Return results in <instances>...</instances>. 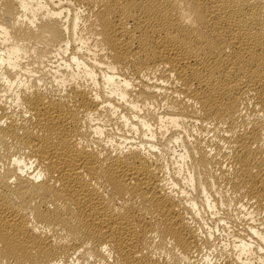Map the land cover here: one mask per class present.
<instances>
[{
    "label": "bare ground",
    "instance_id": "1",
    "mask_svg": "<svg viewBox=\"0 0 264 264\" xmlns=\"http://www.w3.org/2000/svg\"><path fill=\"white\" fill-rule=\"evenodd\" d=\"M0 264H264V0H0Z\"/></svg>",
    "mask_w": 264,
    "mask_h": 264
},
{
    "label": "rangeland",
    "instance_id": "2",
    "mask_svg": "<svg viewBox=\"0 0 264 264\" xmlns=\"http://www.w3.org/2000/svg\"><path fill=\"white\" fill-rule=\"evenodd\" d=\"M192 125H189L188 126V128L190 129V131L191 132H195V129H196V127L195 126H192ZM191 127V128H190ZM194 128V129H193ZM196 133V132H195ZM205 216H207L206 217V221H208V222H206L207 223V226L209 225V226H211V229L214 231V234H213V236H215L214 237V244H215V250H220L221 248H222V244H224V243H226L228 240H231L232 239V236H231V234H229V232H227V231H229V230H226V231H224V230H221L222 228L220 227V224L218 225V226H216V228H215V222H213V218H211L210 219V215H209V217H208V214L207 215H205ZM209 220H212V222L211 221H209ZM209 223V224H208ZM212 223V224H211ZM214 225V226H213ZM219 227V228H218ZM216 229V230H215Z\"/></svg>",
    "mask_w": 264,
    "mask_h": 264
}]
</instances>
